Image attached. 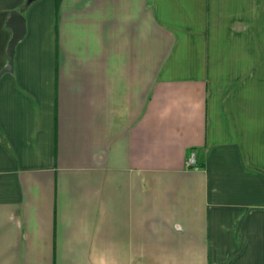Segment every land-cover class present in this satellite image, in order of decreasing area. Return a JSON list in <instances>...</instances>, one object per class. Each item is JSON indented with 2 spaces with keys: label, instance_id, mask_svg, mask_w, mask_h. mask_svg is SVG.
<instances>
[{
  "label": "crops",
  "instance_id": "0c3cea01",
  "mask_svg": "<svg viewBox=\"0 0 264 264\" xmlns=\"http://www.w3.org/2000/svg\"><path fill=\"white\" fill-rule=\"evenodd\" d=\"M0 264H264V0H0Z\"/></svg>",
  "mask_w": 264,
  "mask_h": 264
},
{
  "label": "water",
  "instance_id": "95a60500",
  "mask_svg": "<svg viewBox=\"0 0 264 264\" xmlns=\"http://www.w3.org/2000/svg\"><path fill=\"white\" fill-rule=\"evenodd\" d=\"M7 26L12 31V38L7 52L8 66L3 70V73L12 72L16 45L21 41L26 32L24 16L18 11H13L8 19Z\"/></svg>",
  "mask_w": 264,
  "mask_h": 264
},
{
  "label": "built area",
  "instance_id": "2783aa9c",
  "mask_svg": "<svg viewBox=\"0 0 264 264\" xmlns=\"http://www.w3.org/2000/svg\"><path fill=\"white\" fill-rule=\"evenodd\" d=\"M189 164H196V156L194 153H192V155L189 159Z\"/></svg>",
  "mask_w": 264,
  "mask_h": 264
}]
</instances>
